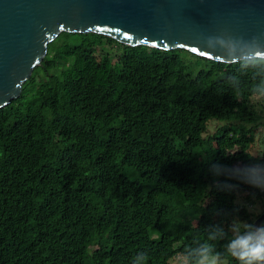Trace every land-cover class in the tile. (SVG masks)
<instances>
[{
    "label": "trees",
    "instance_id": "trees-1",
    "mask_svg": "<svg viewBox=\"0 0 264 264\" xmlns=\"http://www.w3.org/2000/svg\"><path fill=\"white\" fill-rule=\"evenodd\" d=\"M249 60L59 34L0 108V264H144L138 253L172 264L211 226L253 224L264 190L242 170L264 165V139L250 153L264 130V62ZM212 122L221 126L208 135ZM230 236L211 242L216 251Z\"/></svg>",
    "mask_w": 264,
    "mask_h": 264
},
{
    "label": "water",
    "instance_id": "water-1",
    "mask_svg": "<svg viewBox=\"0 0 264 264\" xmlns=\"http://www.w3.org/2000/svg\"><path fill=\"white\" fill-rule=\"evenodd\" d=\"M61 33L232 64L264 49V0H0V108L20 96ZM263 221L264 212L253 224Z\"/></svg>",
    "mask_w": 264,
    "mask_h": 264
},
{
    "label": "clouds",
    "instance_id": "clouds-1",
    "mask_svg": "<svg viewBox=\"0 0 264 264\" xmlns=\"http://www.w3.org/2000/svg\"><path fill=\"white\" fill-rule=\"evenodd\" d=\"M245 54L252 57L247 61L249 65L264 62V49L256 48ZM258 88L264 91V83L258 85ZM242 173L248 184L264 190V165H251L242 170ZM234 174H241V170H235ZM229 233L231 236L224 244L223 252L216 251L211 242L224 240ZM138 256L147 264V257L143 253H138ZM224 257L232 258L237 264H264V223L257 226L233 219L227 231L220 225L211 226L206 242H197L195 247L184 249L179 254L178 261L179 264H222Z\"/></svg>",
    "mask_w": 264,
    "mask_h": 264
},
{
    "label": "rangeland",
    "instance_id": "rangeland-1",
    "mask_svg": "<svg viewBox=\"0 0 264 264\" xmlns=\"http://www.w3.org/2000/svg\"><path fill=\"white\" fill-rule=\"evenodd\" d=\"M188 69L191 73H195L201 66L197 64L196 59L191 55H186ZM261 99L259 97H254L252 103L254 104L253 109L257 112L261 110L260 105ZM221 126V123L212 122L208 125V130L206 134H212L217 127ZM263 139H264V130L261 129L257 132L255 136V143L250 149V153L254 156L260 155L263 150ZM128 174H130V178H134V174L132 169L126 170ZM107 199L115 206L119 207L121 205L120 197L117 193V189L114 185L110 186L107 192ZM240 203H243V198L239 199ZM249 212L255 217L261 211H263V203L261 201H253V204L249 206ZM178 257H175L172 260V264H179ZM222 264H226V261L222 260Z\"/></svg>",
    "mask_w": 264,
    "mask_h": 264
}]
</instances>
